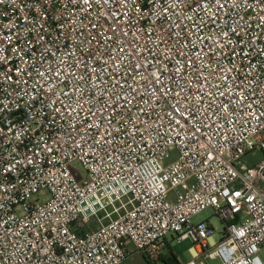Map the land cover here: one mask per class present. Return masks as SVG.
<instances>
[{"label":"built area","instance_id":"1","mask_svg":"<svg viewBox=\"0 0 264 264\" xmlns=\"http://www.w3.org/2000/svg\"><path fill=\"white\" fill-rule=\"evenodd\" d=\"M256 150L264 0H0V264H264Z\"/></svg>","mask_w":264,"mask_h":264},{"label":"rangeland","instance_id":"2","mask_svg":"<svg viewBox=\"0 0 264 264\" xmlns=\"http://www.w3.org/2000/svg\"><path fill=\"white\" fill-rule=\"evenodd\" d=\"M263 155L264 153L262 151L256 150L253 153H251L249 156H247L244 159V162L245 163L247 162L248 164L254 163L256 160L260 159ZM71 168L74 174L76 175L77 179L83 180L85 178L86 171L80 161H74L71 164ZM46 196H47L46 193L39 194L37 198H44ZM193 221L195 223L206 222L212 225L214 227L213 239L215 241L220 240L223 230L225 228V223L220 219L218 215H216L215 210L213 208H208L200 212L199 214L195 215L193 217ZM167 240H168L169 248H166L161 260L153 261L147 259L142 253L133 250L128 256V258L122 264H169V262L171 264H176V261L179 262L177 264H181L191 258V253H192L191 248L194 246V243L192 242L191 239L179 241L177 239H174L173 236L169 234ZM261 254L264 259V251ZM164 256L165 258H167V260H169V262L164 259ZM215 263H217V261H215Z\"/></svg>","mask_w":264,"mask_h":264},{"label":"trees","instance_id":"3","mask_svg":"<svg viewBox=\"0 0 264 264\" xmlns=\"http://www.w3.org/2000/svg\"><path fill=\"white\" fill-rule=\"evenodd\" d=\"M167 248H169V246H167ZM162 257H163V255L158 259V260H161L162 259ZM145 258H147V259H149L148 257H146L145 256ZM164 259L166 260V261H168L169 262V260H167V258H165V256H164ZM177 263H179L178 261H176V264ZM169 264H171L170 262H169Z\"/></svg>","mask_w":264,"mask_h":264}]
</instances>
